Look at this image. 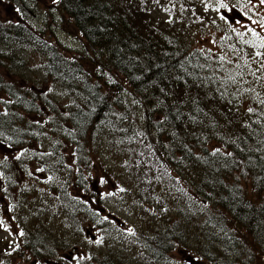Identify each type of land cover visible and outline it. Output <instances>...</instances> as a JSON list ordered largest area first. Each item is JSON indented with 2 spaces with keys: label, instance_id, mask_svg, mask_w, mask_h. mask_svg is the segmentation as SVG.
Here are the masks:
<instances>
[{
  "label": "trees",
  "instance_id": "trees-1",
  "mask_svg": "<svg viewBox=\"0 0 264 264\" xmlns=\"http://www.w3.org/2000/svg\"><path fill=\"white\" fill-rule=\"evenodd\" d=\"M208 1L254 18L249 0H58L85 41L78 54L43 30L0 20V145L12 158L0 162V194L10 209L37 201V177L31 195L23 178L30 157L48 180L40 201L64 228L72 221L82 233L86 222L108 237L114 222L92 207L107 196L98 178L109 174L101 161L107 152L123 166L105 165L123 186L113 197L141 216L139 237L125 240L143 261L170 257L193 236L207 259L212 246L235 250L231 258L215 252L221 264L264 263V95L236 93L235 60L199 48L188 32L192 18L217 23ZM237 41L220 39L225 51ZM26 43L47 56L41 82L22 74L27 63L16 53ZM146 203L160 213L141 210ZM27 235L17 244L24 263H58L59 250L72 246L41 223ZM110 253L99 254L101 263H122Z\"/></svg>",
  "mask_w": 264,
  "mask_h": 264
},
{
  "label": "rangeland",
  "instance_id": "rangeland-1",
  "mask_svg": "<svg viewBox=\"0 0 264 264\" xmlns=\"http://www.w3.org/2000/svg\"><path fill=\"white\" fill-rule=\"evenodd\" d=\"M222 4L219 1L214 3L208 1L206 4L210 17L217 20L216 24H211L209 21L199 24L195 18H192L196 25H193L194 29L188 32L191 33V37L199 48L210 51L212 55L222 51L226 60L227 58L235 60V73L238 69L241 70L237 76L236 93L239 95L255 93L264 95V47H260L261 43H264V39H262L264 38V5L260 4L259 0H249L246 3L247 7L251 8L250 11H254V18L250 19L244 14L234 12L228 6L221 7ZM247 7L246 12H250ZM59 8L58 0H0V20L20 23L33 31L43 30L50 37V43L52 41L60 43L71 54H78L85 49V41L81 34L66 21V16H63ZM223 11L227 15H224ZM161 16L165 19H170L166 14ZM230 34L238 40L240 47L225 51L220 39L221 37L226 39L230 37ZM249 48L252 49V54L246 56V52L250 51ZM42 52V49H35L29 43H26L24 48L21 47L17 51L16 54L22 58L24 57L27 63L26 67L22 69V74L26 78L34 79L37 82H41L44 79L42 74L43 64L47 61V56ZM258 52L261 55L258 56ZM53 91L60 104L69 107L71 100L66 94L60 89H53ZM8 153L0 145V162H10L12 160ZM103 153V156H105L104 160H101L104 163L103 170L109 174L99 175L98 173V178L104 180L103 188L107 196L102 203L94 201L92 207L95 210L97 209L96 211L101 213L103 217H107L114 222L115 230L108 237H105L99 232V225H90L86 222L82 233L80 230L78 232L76 229H72V226H74L72 221H67L64 228L62 220L55 213H50L48 207L42 200L40 201L48 188L46 184L48 180L42 177L40 171L41 164L32 161L30 157H26L25 163H27V166L23 169L28 171V173H25L23 178L31 195L33 193L31 182H33L34 177H37V180H35L37 183L36 187L39 189L37 201L27 205L24 200H20L18 207L12 210L10 209L12 206L9 200L2 198V194H0V264H38L32 258L25 263L20 261L17 258L20 255L17 244L23 242L22 239L20 241V237L27 235L31 229L33 230L40 223L46 226L59 239L65 237L69 244L72 245L65 251L59 250L58 263L53 264H104L99 260V254L101 256L109 255L111 250L116 253L115 255L119 254L123 257V261L120 264L222 263L217 260L219 254H215V252L222 250L223 247L215 251L211 246L209 251L214 258L212 257V260L207 259L197 252L199 249L196 245V237L193 236H190L188 245L182 244L170 257H165L155 262L143 261L137 250L132 247V244L125 240L129 234H135L136 237H139L136 229L141 223V216L134 210L136 207L131 202L113 197L114 194L112 192L119 191L123 186L119 184V180L110 173L109 169L105 168L106 165L119 170L122 162L112 158L107 152ZM74 167L76 168V166ZM0 177L2 178V175ZM18 180L19 177L14 179V183ZM5 186L9 185L5 184ZM132 186L134 188L133 184ZM16 193H18V190L14 187L12 190L13 199ZM72 196L76 198L75 194ZM50 203L52 208L59 207V204L54 200H50ZM140 209L143 211L147 210L151 214H159L161 211L150 203H146ZM212 228L214 227L212 226ZM21 232H23V235H20ZM218 235L220 236L221 233L218 232ZM202 238L207 240L204 236ZM205 242L209 243L208 241ZM245 243L249 242L245 241ZM215 246L217 245L214 243ZM223 252V257L231 258L232 255H235V250L231 248H225ZM115 255L113 254V256Z\"/></svg>",
  "mask_w": 264,
  "mask_h": 264
},
{
  "label": "snow or ice",
  "instance_id": "snow-or-ice-1",
  "mask_svg": "<svg viewBox=\"0 0 264 264\" xmlns=\"http://www.w3.org/2000/svg\"><path fill=\"white\" fill-rule=\"evenodd\" d=\"M259 2H260V4L264 5V0H259ZM221 7H227V5L222 4ZM254 23H255V21H254ZM262 39H264V38H262ZM260 47H264V43H261ZM257 55L259 56V55H261V53L258 52ZM221 59H223V58H221ZM262 103H264V101H262ZM249 111L251 112L252 109H249ZM217 151H219V150H217ZM20 235H23V232H21ZM97 243H99V241H97Z\"/></svg>",
  "mask_w": 264,
  "mask_h": 264
},
{
  "label": "water",
  "instance_id": "water-1",
  "mask_svg": "<svg viewBox=\"0 0 264 264\" xmlns=\"http://www.w3.org/2000/svg\"><path fill=\"white\" fill-rule=\"evenodd\" d=\"M223 14H224V15H227V13H226L225 11L223 12Z\"/></svg>",
  "mask_w": 264,
  "mask_h": 264
}]
</instances>
